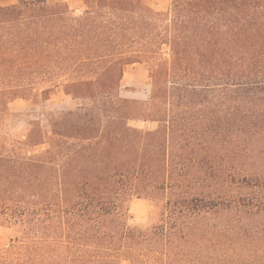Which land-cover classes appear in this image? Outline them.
I'll list each match as a JSON object with an SVG mask.
<instances>
[{
    "label": "trees",
    "instance_id": "1",
    "mask_svg": "<svg viewBox=\"0 0 264 264\" xmlns=\"http://www.w3.org/2000/svg\"><path fill=\"white\" fill-rule=\"evenodd\" d=\"M85 2L86 15L116 21L64 33L70 54L105 67L64 85L84 104L46 106L50 141L38 130L26 144L48 149L0 150V225L24 239L0 264H264V0H176L166 35L155 30L162 13L140 0ZM62 8L0 7V53L39 55L33 37ZM165 36L170 60H156ZM133 64L148 66L143 103L117 92ZM134 199L150 203L149 223H129Z\"/></svg>",
    "mask_w": 264,
    "mask_h": 264
},
{
    "label": "rangeland",
    "instance_id": "2",
    "mask_svg": "<svg viewBox=\"0 0 264 264\" xmlns=\"http://www.w3.org/2000/svg\"><path fill=\"white\" fill-rule=\"evenodd\" d=\"M46 1L52 7L60 4L67 13L61 16V19L57 18L51 22L46 29L41 30L40 36L33 37L37 48L41 50L40 54L28 58L21 55L17 59H12L0 53V150L4 154L15 153L29 157L48 149L47 143L33 145L38 130L41 131L39 135L42 141L51 139V129L44 116L46 108L52 109L51 111H67L84 104L82 99L73 100L70 95H67L64 85L74 80H96L101 73V68L105 67V63L99 58L87 60L85 57L72 56L70 50L75 43L66 34L73 30L74 33L76 29L85 25L94 27L90 30L98 34L100 23H110L116 19L109 16L102 17L103 9L101 8L93 14L86 15L88 8L85 0ZM140 2L141 5L162 13V19L156 21L155 30L157 33L166 35V28L172 20V5L176 0H140ZM17 5L18 0H0V7ZM23 15L29 17L30 12ZM21 31L26 34L25 27H21ZM8 32L6 29L1 30V34L5 37ZM14 32L17 33L19 30ZM165 39L166 36L162 40L155 39L158 41V49L160 48L155 55L156 60H170L169 46L167 44L160 46L166 41ZM94 43L98 45L96 41ZM2 49L1 51L5 52L6 46H2ZM80 61L84 62L81 70L73 68V63L78 64ZM67 91L72 92L68 89ZM150 91L151 80L147 64H133L124 69L117 90L121 98L143 103L149 100ZM34 123L36 125L32 126ZM128 124L145 130L157 128L155 122L130 121ZM30 134L33 143L29 145L26 141ZM150 215H152L151 206L148 201L138 199L132 201L129 223H149ZM22 241L24 239L18 228L0 225V255L5 254L6 249L21 244Z\"/></svg>",
    "mask_w": 264,
    "mask_h": 264
}]
</instances>
